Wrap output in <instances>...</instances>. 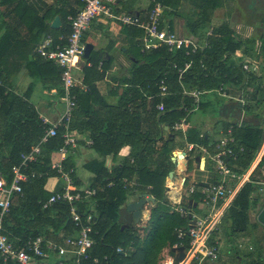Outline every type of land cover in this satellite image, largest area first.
<instances>
[{"label":"trees","instance_id":"16d2710c","mask_svg":"<svg viewBox=\"0 0 264 264\" xmlns=\"http://www.w3.org/2000/svg\"><path fill=\"white\" fill-rule=\"evenodd\" d=\"M200 1L199 3L198 0H191L189 5L194 7L186 9L188 0H162L165 6L163 25L174 31L172 17H181L190 34L198 40H204L203 43L206 45L203 49L191 51L181 48L168 51L164 47L142 51L139 43V37L142 35L141 29L136 26H124L133 29L134 35L138 37L137 45L136 43L134 45L135 53L131 74L126 79L129 86L125 91L126 98L121 99L119 106L122 109L115 118L112 114L109 119L103 118L101 114L93 116L99 122L105 123L103 130L101 127L91 130L92 147L97 150L100 159L84 165L85 169L94 174L90 187L98 188L93 198L95 204L92 209L88 203L79 206V212L84 218L86 212H90L92 215L89 224L92 228L90 237L93 239V244L89 250V259L85 261V264H157L159 254L167 245L172 247L174 244L182 242L187 247L189 237L185 236L183 240H179L174 233L177 227L186 228L187 220L179 213L171 211L168 198L164 194L165 179L171 171L169 166L172 162V139L160 134L161 124L171 127L174 122L182 118L188 119V114L191 113L188 110L193 107V98L184 93V89H197L203 94L207 91H227L225 86H237L244 82L252 87L251 100H254L256 104H261L264 101V78L255 75L254 72L244 70L243 60L237 56L239 50L243 54L245 52L256 54L257 51L254 49L256 40L260 42L259 51L264 52V12L259 15L261 19H259L258 25L261 30L257 35L255 34V38L253 36L249 39H237L230 26L223 23L219 27H214L212 33L202 39L207 12L210 8L218 7L220 1ZM12 3H16L15 9L19 12L27 11V6L22 0H0V5ZM76 13L77 11L71 13L70 16H74ZM167 16L169 17L168 21L165 20ZM65 30L68 35L70 27H66ZM185 62H190V67L180 77L176 68H173V64L180 67ZM47 65L50 66L52 73H57L60 78L61 69L50 61L47 62ZM161 80H164L167 85L168 93L167 96L164 95L165 97L161 96L159 91ZM0 83V115L6 117L7 124L6 130L0 135V152L4 154V147L9 149L7 156L0 158V176L9 180L11 179L12 166L21 162V154L29 151L31 146L39 141L49 125L43 124L33 105L24 96L7 91L6 83L2 81ZM160 102L164 105V109L161 111L156 108ZM78 105L77 99V107L72 117V129ZM204 105L205 103L200 101L198 108H203ZM149 106L150 117L141 123L138 114L134 111L140 108L146 109ZM250 108L251 106L244 105L247 113L250 112ZM255 116L257 117L259 114L257 113ZM120 118L122 126L116 123ZM151 120L152 123H150ZM151 124L158 126L157 135L151 128ZM232 124V135L244 148L236 160V170L242 173L250 167L263 144L264 125L260 126L258 122L249 124L246 119L240 124ZM63 131L62 126L58 127L57 134L49 137L47 142L42 145L41 156L26 170L30 176L21 183L22 193L14 196L9 212L4 217L5 232L9 239L18 245L28 237L45 235L49 239L62 241L65 237L77 233L78 227L69 218V208L66 202L57 201L49 206H42V202L51 195L44 188L46 180L53 176L59 177L57 170L52 168L51 164L53 152L62 144ZM188 133V140L209 145L204 136L199 137L196 130L190 129ZM141 135H144L143 147L141 150L135 149L134 145L139 140L138 136ZM159 141H162V144L158 147L156 144ZM124 143L131 146L132 152L123 158L119 165L108 171L104 166L105 156L109 153L117 155ZM262 150L259 153L260 156ZM155 153L159 156L158 164L152 169L149 166V159ZM260 163L264 167V155ZM62 166L66 171L73 168L74 171L71 175L74 184L79 187L72 157L67 155ZM32 172L35 173L34 176H31ZM124 177L131 179L134 177L143 191L150 193L155 199L148 223L141 228L142 234L138 232L139 226L133 223V219H129L126 224L121 219L120 213L125 210L128 198V193L122 186ZM110 182L112 185L109 186ZM255 182V179L253 182H245L227 208V217L224 219V221H229V225L226 226L227 236L247 232L249 227L248 210L252 199L257 197L253 196V192L257 189ZM147 185L151 187L147 188ZM101 187H103L102 190H100ZM123 225L128 226L123 227ZM118 246L124 250L131 246L132 251L129 253L118 252L116 250ZM95 257L97 261L93 262ZM0 264L17 263L12 260L4 262L0 259ZM246 264L262 263L251 261Z\"/></svg>","mask_w":264,"mask_h":264},{"label":"crops","instance_id":"0c3cea01","mask_svg":"<svg viewBox=\"0 0 264 264\" xmlns=\"http://www.w3.org/2000/svg\"><path fill=\"white\" fill-rule=\"evenodd\" d=\"M234 1L237 3V0ZM22 2L27 6V11L19 12L15 9L16 3L0 5V80L6 83L7 91H13L19 96H24L33 105L41 120L53 122L63 109L61 82L57 73L53 74L50 66H48L49 64L47 65L48 61L38 56L35 49L46 39H50L52 45H61L65 42L64 38L67 35L65 28L69 27L67 19L71 13L79 9L80 3L78 0H22ZM198 2L201 1L198 0ZM189 3H191V0H188L186 9L194 7ZM148 5L149 0H115L113 7L116 11L138 13L147 8ZM55 17H59L61 21L58 27L51 26ZM172 21L174 23L173 30L178 35L197 40L200 44L204 42V40H198L190 34L184 19H181V17L173 16ZM223 23L224 21H217L216 25H212L210 22V27H204L202 30L204 34L202 39L206 35H210L214 27H219ZM230 28L232 29L231 26ZM232 31L234 37L241 38L235 35L237 30L232 29ZM253 36L255 38V33L241 39H249ZM82 38L85 44L90 45V52L87 58L80 57L78 59V67L74 72L77 79L75 89L78 94L79 105L72 130L78 140L69 156L72 157L75 164V176L79 187H90L93 183L94 174L85 169L84 165L90 161L100 159L99 153L92 147L91 130L98 127L103 130L105 125L103 121L99 122L93 116L101 114L103 118L109 119L112 114L115 118L121 111L122 108L119 104L121 99L126 98L125 91L129 87L126 79L131 74L135 53L134 45L135 43L137 45L138 37L134 35L133 29L122 26L117 20L99 16L90 21ZM259 46L260 42L256 41L254 44L256 54L252 52L243 54L239 50L237 56H240L242 60L248 58L257 63L258 69L248 72H254L255 75L264 78V52L259 51ZM233 59L237 61L235 57ZM225 89H227V91L224 90L227 93L226 95H223L221 90L204 92L201 99L202 103H205L204 107H197L191 111L188 114V119L182 118L176 121L183 124L180 129H174L173 125L170 127L167 124H161L162 131L160 134L172 139V157H174V154L178 155V153L183 152L187 144L194 145V150L187 154L189 156L188 160L183 161V163L178 162L183 167H179L178 163L177 166L173 165L175 172L173 171L170 180L168 176L165 179L164 194L168 198V203H170L167 193L168 187L177 185L178 179L182 176L185 177V186L193 183L201 185L200 183H207L214 178L216 179L215 166L213 169L209 168L210 164L211 166L214 165L211 162L210 154L213 152L215 142L222 136L227 125L234 123L232 116H239L238 124L246 119L249 124H257L258 122L260 126L264 125V113L260 109V104H256L254 100H251L252 87L248 83L243 82L231 87L225 86ZM244 105L251 106L249 113L245 111ZM134 112L138 114L139 120L143 123L150 117L151 110L149 106L146 109L140 108ZM257 113L259 116L256 117L255 114ZM116 123L122 126L121 118ZM150 123H152V120ZM151 125L157 135L158 126L156 124ZM6 127V117L0 115V135L6 130ZM190 129L196 130L199 137L204 136L205 141L209 142V147L203 143L188 140L187 136ZM214 134L216 137L213 136ZM143 137L144 135L138 136L139 140L134 145L135 149L141 150ZM88 141H91V144ZM161 144L162 141H159L156 145L159 147ZM262 146L257 156L261 152ZM8 150L4 147V154L0 152V158L6 157ZM130 152H132L131 146L127 143L122 144V148L117 155L109 153L105 156L104 166L110 171L114 166L119 165ZM197 156L203 159L204 165L199 166V163L195 160ZM158 157L157 153L150 156L149 166L152 169L157 166ZM188 166L192 169L191 173L186 172ZM133 179L135 178L133 177ZM172 181L173 184L170 183ZM150 187V185H147V188ZM44 188L50 193L57 192L60 191V188H63V183L53 176L46 180ZM127 193L128 198L125 205L138 199L140 194L147 192L143 191L138 185ZM147 194L151 195L150 193ZM196 196L198 197L197 193L193 195L190 207L192 211L195 208L199 209L200 206L203 207L199 203L196 204ZM154 204L155 199L154 202L148 201L142 209L139 223H137L140 234L143 233L141 228L148 223L150 210ZM120 214L121 219L125 221L124 224L129 219H133L132 213L128 212L126 208ZM130 250L132 251L131 246L125 249L126 253H129ZM169 258H171L170 255ZM187 261L184 260L180 264H187Z\"/></svg>","mask_w":264,"mask_h":264},{"label":"built area","instance_id":"2783aa9c","mask_svg":"<svg viewBox=\"0 0 264 264\" xmlns=\"http://www.w3.org/2000/svg\"><path fill=\"white\" fill-rule=\"evenodd\" d=\"M81 7L74 16H69L67 21L70 27V33L65 38V42L61 45H52L50 39H46L35 49V52L42 59L52 62L61 69L60 72V88L62 90L61 99L63 101V109L59 113L58 118L50 122L42 120L43 124L49 127L45 130L39 141L32 145L30 150L21 154V162L11 168V179L7 180L0 176V259L2 261L12 260L17 264H85L89 259V250L92 247L93 239L90 237L92 215L90 212L85 213V218L79 212V206L88 203L90 209L95 204L93 198L97 193V187H78L74 184L71 173L73 168L64 170L62 163L77 144V136L71 128L73 112L77 107V93L75 87L77 79L75 70L78 67V59L82 57L85 49L83 41V33L88 27L90 21L99 16L117 20L123 26H136L142 31L139 37V43L142 51H150L159 48H166L168 51L185 48L186 50L195 51L203 49L206 43L198 42L190 38L182 37L175 31L169 30L163 25V11L165 6L162 0H149L147 8L141 12L116 11L113 7L115 0H78ZM242 67L246 71H256L257 63L251 59L243 60ZM181 77L182 73L190 67V62H185L183 66L173 68ZM160 95L164 96L168 93L167 85L164 80L160 81ZM184 93L189 94L193 98V107L188 111L195 110L200 101L202 91L197 89H184ZM222 94L227 93L222 90ZM156 108L163 110L162 102L158 103ZM226 128L222 136L215 142L213 152L210 154L211 162L215 166V176L212 181H208V185L190 184L185 186V177H181L177 185L168 187V195L171 211L180 214L187 220V227H177L174 230L176 238L183 240L185 236L189 237L188 245L185 247V256H188V263L196 261L201 264L205 259L209 261L217 260L219 256L220 242L219 239L211 238L213 233L218 230V222L223 212L229 207L232 199L245 182H253L252 172L254 166L248 168L245 172L240 173L236 166L238 155L244 150L232 135L233 124ZM182 123L173 124V128L178 130L182 127ZM62 126V144L53 153L51 167L57 170L59 180L63 183L60 191L52 192L49 198L42 202V206L46 207L57 201H63L68 204V213L70 220L78 227L75 235L67 236L62 241H55L47 238L45 235L28 237L20 245L9 239L3 227L4 217L9 212L15 195L22 193L21 183L26 181L30 176L27 174L31 163L36 162L42 153V145L47 142L48 138L57 134L58 127ZM91 144V141H88ZM206 150L205 147H203ZM194 150V145L187 144L186 149L180 153L182 156L174 154L176 164L180 159L185 160V155ZM264 155L261 153L260 159ZM257 157V156H256ZM260 161L256 163L259 164ZM204 165V164H203ZM35 173H31L34 176ZM173 184V181L170 182ZM109 186L112 185L110 182ZM139 184L135 179L124 177L122 186L127 191L135 189ZM175 187H177L175 189ZM103 187L100 188L102 190ZM198 194V200L203 206H207L210 210L217 208V215L206 223L211 213H207L201 217L194 213L190 207L193 201V195ZM183 199L187 205L182 204ZM198 202L196 201V204ZM85 219V221H83ZM195 222L191 224V220ZM183 245L178 242L173 246ZM118 252H126L121 246L116 249ZM97 258H93L96 262Z\"/></svg>","mask_w":264,"mask_h":264},{"label":"rangeland","instance_id":"374dc122","mask_svg":"<svg viewBox=\"0 0 264 264\" xmlns=\"http://www.w3.org/2000/svg\"><path fill=\"white\" fill-rule=\"evenodd\" d=\"M219 1L220 5L218 7L210 8L208 10L207 13L210 14H208L205 19V27H210V22L212 25H216L217 21H224V23H227L229 26H231L233 30H237L235 35L241 38L251 36L252 33H255L256 35L259 33V30H261L258 25L260 22L259 19H261L259 15L264 12V0H249V2H247L248 0H237V3L234 0ZM168 19V16L165 17L166 21ZM262 63L263 62L261 61V64ZM260 109L264 113V101L261 102ZM232 118H234L232 120L234 123H237V120H239L238 115L232 116ZM213 136L216 137L215 134ZM254 162L255 159L249 168H251ZM210 167L213 169L214 165L211 166L210 164L209 168ZM169 168L170 170L173 169L175 172V167L173 166L172 162ZM253 168L254 170L252 175L256 181L255 185L257 187L255 192H253V196L256 195L257 197L252 199V202L250 203L248 210L249 227L247 232L235 233L232 236L226 235V226L229 225V221H224V219L227 217L226 209L221 215L217 224L218 230L213 233L211 237H217L219 239V256L215 261H209L208 259H205L201 264H246L251 261H259L260 263L264 264V226L257 220V215L264 205V167L261 166L260 163L257 164V166L255 165ZM186 172H192L190 166L187 167ZM195 201L202 205L197 196L195 197ZM182 204L184 206L187 205L185 199H183ZM193 212L201 217H204L207 213H211V216L208 218L206 223L207 226L218 213L217 208L210 210V208L207 206H200L199 209L195 208ZM170 250L171 246H167L165 249H162L161 253L159 254L157 264H171V258H173V256L170 255ZM175 253L177 254V251ZM169 255L171 258H169ZM190 264H196V261L193 260L190 262Z\"/></svg>","mask_w":264,"mask_h":264},{"label":"water","instance_id":"95a60500","mask_svg":"<svg viewBox=\"0 0 264 264\" xmlns=\"http://www.w3.org/2000/svg\"><path fill=\"white\" fill-rule=\"evenodd\" d=\"M60 23H61V21H60L59 17H55L52 20L51 26L52 27H58L60 25ZM89 52H90V45L85 44V49H84V53H83L82 57L87 58ZM182 153H180L179 156H182L183 155ZM188 158H189V156L185 155L186 161L188 160ZM195 160L199 163V166H202V164L204 163L203 159L199 156L195 157ZM172 162H173L174 166H177L176 159L174 157H172ZM172 175H173V170L169 171V173H168V179L169 180L171 179ZM200 184L204 185V186L208 185V183H200ZM148 201L154 202V198L152 197V195H149L147 193H143V194L139 195L138 199L131 201V202L126 204L125 208L128 212L132 213V218H133L134 224L138 223L140 216H141L142 209ZM257 220L264 226V205L257 215ZM194 222H195V220L192 219L191 224H193ZM127 226L128 225H123V227H127ZM176 251H177V254L175 253ZM185 254L186 253H185V246L184 245H178V246H172L171 247L170 255L173 256L174 262H180V260L183 257H185Z\"/></svg>","mask_w":264,"mask_h":264},{"label":"bare ground","instance_id":"6f19581e","mask_svg":"<svg viewBox=\"0 0 264 264\" xmlns=\"http://www.w3.org/2000/svg\"><path fill=\"white\" fill-rule=\"evenodd\" d=\"M259 156H260V154H258V157L256 158V160H255V162L253 163V166H255L256 165V163L259 161ZM183 159H180V163H183ZM204 164V163H203ZM178 165H179V167H183V166H181L179 163H178ZM179 180V179H178ZM177 187H175V189H176ZM171 257V256H170ZM184 260H188V256H185V257H183L181 260H180V262H174V259L172 258V263L171 264H180V263H182Z\"/></svg>","mask_w":264,"mask_h":264}]
</instances>
